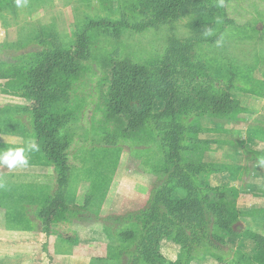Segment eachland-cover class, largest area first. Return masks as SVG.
Returning <instances> with one entry per match:
<instances>
[{
	"label": "rangeland",
	"instance_id": "374dc122",
	"mask_svg": "<svg viewBox=\"0 0 264 264\" xmlns=\"http://www.w3.org/2000/svg\"><path fill=\"white\" fill-rule=\"evenodd\" d=\"M160 1L0 0V150L39 145L28 166H0V205L44 264H264V0L171 2L155 21ZM69 50L44 86L70 166L49 238L39 213L57 170L34 132L28 69ZM165 59L174 88L153 90ZM115 68L145 83L147 112L142 96L113 107ZM176 200L191 210L173 213Z\"/></svg>",
	"mask_w": 264,
	"mask_h": 264
},
{
	"label": "trees",
	"instance_id": "16d2710c",
	"mask_svg": "<svg viewBox=\"0 0 264 264\" xmlns=\"http://www.w3.org/2000/svg\"><path fill=\"white\" fill-rule=\"evenodd\" d=\"M178 1H185L188 0H161L157 8V16L155 15L153 19L155 21L164 20L166 19L164 8L167 6L172 7L173 9L178 8V5L173 4L174 2ZM173 2V3H171ZM152 18H150L148 21H151ZM67 56V57H66ZM72 54L71 51L67 53H58V52H51V53H43L40 55H37V63L31 66V69H28L29 75V88L27 90H30L31 98H33V108L32 114H33V126H34V132L36 134V138L39 142L43 144V150L46 158L55 166L57 170V192L49 204V206L46 209H43L39 213V218L42 222V225L44 226V232L46 235L51 234V223L53 218L55 217L57 203H61L63 201L62 199V189L67 184V179L69 175V159L67 158L66 153L59 145L58 141L56 140V134L60 127V122L58 119L53 118L47 111L46 108L43 106L44 99H45V93H44V86L46 82L49 80V78L54 74L53 72H58V70L61 69V66L67 67V62H72L71 60ZM68 59V60H66ZM170 61L168 59H165L162 62L161 67V77L159 79V85L157 84L155 87H153L155 90L156 87H162L166 89L167 91H170L174 88L170 76ZM30 68V67H29ZM66 70V68H65ZM113 69V74L111 77V80L113 82V86L111 87V90L115 91L116 95H112L111 97V104L113 107L117 108V111H121L126 98H141L144 100H147V102L143 103V107L147 112V109L150 108V104L152 101V96L140 94L139 90L140 88H145V83H142L140 80H137V78H131L128 75L129 71H122L120 70L116 72ZM135 72V71H133ZM113 94V93H112ZM147 98V99H146ZM215 100V99H214ZM216 104H218V101H214ZM175 127V126H174ZM174 131V130H173ZM172 139L169 140V153H168V159L171 163H174L176 166L180 162V154H179V147H178V138L177 135H175L174 132H170ZM169 136V135H167ZM235 195L234 191L228 192V194H222L217 195L213 194L212 203L215 205V203H220L225 198L228 201H233V197ZM192 208V205L190 202L186 200H176L172 202V212L175 214H183L184 212L190 211ZM150 210V209H149ZM145 211L144 215H146L149 211ZM156 231L150 230L147 232V239L145 240L146 249L143 250L145 254H150L151 257L155 253L154 247L159 246L160 243L159 240L156 237ZM129 237L130 235H126ZM70 239V238H68Z\"/></svg>",
	"mask_w": 264,
	"mask_h": 264
},
{
	"label": "crops",
	"instance_id": "0c3cea01",
	"mask_svg": "<svg viewBox=\"0 0 264 264\" xmlns=\"http://www.w3.org/2000/svg\"><path fill=\"white\" fill-rule=\"evenodd\" d=\"M1 97L0 95V104L5 105L6 101ZM7 212V209L0 205V264H44L42 254H32L30 245H27L31 241H25V236L28 237L31 233L29 229L7 228ZM50 227L51 234L46 235L43 232L46 237L52 238V223Z\"/></svg>",
	"mask_w": 264,
	"mask_h": 264
},
{
	"label": "clouds",
	"instance_id": "9594fccd",
	"mask_svg": "<svg viewBox=\"0 0 264 264\" xmlns=\"http://www.w3.org/2000/svg\"><path fill=\"white\" fill-rule=\"evenodd\" d=\"M27 5V0H16V6L24 7ZM220 43L219 41L217 42ZM39 151V145L35 140L26 141L24 147L10 148L7 150H0V166L13 169L16 167H26L29 160L26 157V152ZM259 164L264 167V158L260 159Z\"/></svg>",
	"mask_w": 264,
	"mask_h": 264
}]
</instances>
